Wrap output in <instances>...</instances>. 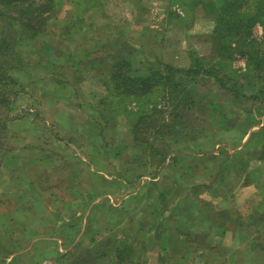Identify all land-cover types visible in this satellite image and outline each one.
Instances as JSON below:
<instances>
[{
	"label": "rangeland",
	"instance_id": "374dc122",
	"mask_svg": "<svg viewBox=\"0 0 264 264\" xmlns=\"http://www.w3.org/2000/svg\"><path fill=\"white\" fill-rule=\"evenodd\" d=\"M11 2L0 0V9ZM53 7L41 33L5 48L12 59L0 67V264H222L238 243L211 247L179 234L219 210L249 222L247 207L219 198L243 199L253 184L240 171L245 161L264 168V0ZM219 17L234 38L227 27L218 31ZM250 19L251 35L243 27ZM192 52L226 86L254 98H235L203 75L176 76L177 88L160 82L145 95L115 88L124 75L171 76L161 62L190 69ZM172 112L188 123V138L157 136L145 124L134 134L142 117L161 126ZM250 126L260 137L233 159L246 153ZM251 192L259 234L264 207L256 213L254 205L264 190ZM198 246L200 256L180 262Z\"/></svg>",
	"mask_w": 264,
	"mask_h": 264
},
{
	"label": "trees",
	"instance_id": "16d2710c",
	"mask_svg": "<svg viewBox=\"0 0 264 264\" xmlns=\"http://www.w3.org/2000/svg\"><path fill=\"white\" fill-rule=\"evenodd\" d=\"M11 1H12L11 3L3 4L2 5L3 8L0 9V29H1L0 34H2L0 35V67L2 66L5 67L4 64L10 66L9 62L12 59L10 52L5 51V48L8 45L17 47V44L23 42L22 40L24 39V36H27L29 34L36 35L41 33L45 20L49 18V16L54 10L53 7L54 0H11ZM240 21H243V19L240 18ZM218 22L219 23L221 22V25H219L218 27V31L222 33L225 30L224 27L225 28L227 27L226 29L229 33H226V36L227 35L229 36L231 34L230 31H232L233 28L230 27L228 23L224 19H222V17H219ZM252 22L253 19H250L247 21V26L243 25V27L246 28L245 30H248L247 34L250 35H251V31L249 30L252 29ZM245 30L242 31L241 34H243ZM219 37L222 39L221 35H219ZM230 37L234 38L232 34L230 35ZM221 45L222 43L220 41L219 48L221 47ZM191 57L193 59V67L190 69L178 70L161 62L159 63V65L161 64L162 69L165 71L167 70L171 76H166L163 78L160 77L158 81H156L154 75L153 77L152 76L133 77L132 75L126 77L127 75H124V77L121 79L122 86L120 87L116 83L115 88L120 90L123 87L124 90L129 91L131 95H138V94L145 95L150 93L153 90V88L156 87L155 85H158V83L160 82H163L164 87L168 88L169 86L170 89L177 88L178 84L175 83L173 80L174 78H176V76L183 75L185 77L194 79L195 77L203 75L212 78L219 85L221 89L230 91L235 98H239V97L245 98V96H248L246 93L239 92V90H235L233 88L226 86L215 71L208 69L204 65H202L201 61L198 59V57L194 52H192ZM2 58H7V59L2 60ZM247 61H249V59H247ZM124 64L126 63L124 62L121 63V65ZM120 77L121 75L114 76V79L116 80L119 79ZM259 79L264 80V76H260ZM248 98L253 99L254 97L248 96ZM153 116L154 115L151 114L146 115L137 122L134 128V134L137 135V137L140 134V131L142 132L143 130L144 127L143 124H145L148 125L147 128H157L154 131V134L157 136H162V137L166 136L167 138L175 139V140L179 138L180 139L188 138L187 136L189 133L187 127H189V125L186 121H183L181 115L172 112L169 116V119L167 120L168 122L164 123L161 126L157 125V123L151 122ZM251 126L247 127L245 133L242 136L243 138H245V136L248 134V130L251 129ZM259 137L260 136L258 133L257 136L252 134L251 141H249L248 144L244 147L246 153L237 154L233 157V159L235 157L237 158L238 156L240 157L247 156L248 155L247 152L253 146L252 140L258 139ZM145 143H147V141H145ZM263 158H264V154L261 155V160H263ZM248 164L249 163H246L245 165L247 166ZM16 259L17 257L14 259L13 264H20L18 261H16ZM122 261H124V259H122Z\"/></svg>",
	"mask_w": 264,
	"mask_h": 264
},
{
	"label": "crops",
	"instance_id": "0c3cea01",
	"mask_svg": "<svg viewBox=\"0 0 264 264\" xmlns=\"http://www.w3.org/2000/svg\"><path fill=\"white\" fill-rule=\"evenodd\" d=\"M189 36V35H188ZM189 38V37H188ZM264 124V123H263ZM251 130V129H250ZM252 133L251 131L248 132V134L243 138V145H247L249 141H251ZM255 162V161H254ZM249 163L247 166L244 165L241 167V172L243 175V178L246 180L249 178L248 181H252L253 184L250 185H244L243 187V193L244 197L243 199L239 198L237 199L236 196L232 199L226 198L224 195L223 197L219 198L221 206H225L228 204L229 206H237V207H247V213H243V220H246V215H249V222L242 221L243 223H240L241 220L238 217H233V212L230 214V216L234 219V221L228 220L227 212L218 211L216 215L212 217L210 220V217L206 215L207 219H202L200 228H197L196 230H186L185 232L179 234L182 235L180 237L188 238L189 236L196 237L201 236L204 239H208L209 246L213 247L215 244L216 246H223L225 244V241L229 242L232 241L234 243H238L236 247L234 248V252L231 253V257H227L226 261H223L225 264H264V228L261 230V232L257 233V221L255 218V214H251L253 212L252 205H250V201L255 194L254 192H251V189L255 190H264V180L259 181V177L257 178V174L263 173L264 174V168H262V172L260 171L259 167L253 168V161L248 160ZM237 184V183H236ZM218 189H226L225 186H221V183H217ZM264 193V192H263ZM263 195L262 193H258ZM235 195V194H234ZM264 196V195H263ZM257 198V197H256ZM229 199V202L226 203V200ZM257 199L254 198V201ZM233 203H230V202ZM222 202H225L224 204ZM260 204H256L255 210L256 213L264 207V199L260 200ZM248 203V204H247ZM215 214V213H214ZM245 216V217H244ZM253 219V220H252ZM230 222V223H229ZM247 222V223H246ZM253 222V223H252ZM259 222L264 223V219L262 217H259ZM228 225L226 226V224ZM245 227V228H244ZM244 229L245 231L241 230ZM176 232H181L180 228L176 229ZM258 236V237H257ZM257 238H261L262 240H258ZM255 239V240H252ZM257 242L256 245H253L254 242ZM263 244L261 247L260 245ZM242 246V248H241ZM204 249V247H196V250L193 252H187L184 254V259L181 258L180 262H184L188 260L189 258L193 259L192 256H200L201 253L196 252L197 250ZM202 250L201 252H203ZM204 264V259L202 260ZM178 262V261H177ZM209 260H205V264H208ZM222 263V264H223ZM185 264V263H183Z\"/></svg>",
	"mask_w": 264,
	"mask_h": 264
}]
</instances>
